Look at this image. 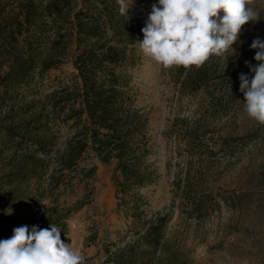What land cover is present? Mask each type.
I'll return each instance as SVG.
<instances>
[{
  "label": "rangeland",
  "instance_id": "obj_1",
  "mask_svg": "<svg viewBox=\"0 0 264 264\" xmlns=\"http://www.w3.org/2000/svg\"><path fill=\"white\" fill-rule=\"evenodd\" d=\"M27 1L0 0V195L2 176L24 127L54 137L52 168L57 165L55 154L86 123V114L79 112L82 82L72 55L79 46L70 36L61 37L83 0L66 5L72 14L64 22L39 11V55L45 58L58 42L59 52L48 68L37 67L22 85L4 78L13 56L26 49V35L34 31L23 21ZM48 1L37 0L43 6ZM89 1L93 16L102 22L95 50L113 46L125 52L118 64L103 62L98 76L109 84L116 74L120 115L138 112L141 126L132 145L141 152L148 181L117 197V160L105 164L88 148L71 169L59 172L61 202L81 204L61 239L84 255L86 264H113L108 250L127 244L137 253L145 251L149 264H264V126L244 113L239 91V74H250L244 62L257 63L250 45L257 37L264 39V0H256L261 20L244 26L234 55L213 56L203 64L213 73L194 92L181 85L190 68L165 69L139 51L142 28L158 0H128V15L122 16L135 23L133 42L118 41L109 28L106 12L121 16L117 0ZM91 45L92 40L86 42ZM23 148L31 150V142ZM64 185L68 188L62 189ZM30 208L28 203L16 204L8 212L23 226L30 223ZM161 218L158 241L146 238L148 226Z\"/></svg>",
  "mask_w": 264,
  "mask_h": 264
},
{
  "label": "trees",
  "instance_id": "obj_2",
  "mask_svg": "<svg viewBox=\"0 0 264 264\" xmlns=\"http://www.w3.org/2000/svg\"><path fill=\"white\" fill-rule=\"evenodd\" d=\"M71 0H49L44 6L37 0H28L23 10L24 23L34 31L26 35V49L13 56L12 63L5 72L4 78H11L14 83L22 85L30 78L31 73L37 68L46 69L50 66L53 56L59 52L58 42L54 41L52 50L43 58L39 55L38 47L43 33L39 24L38 13L41 9L51 20L71 16V11L66 5ZM63 4V5H62ZM106 5V4H105ZM93 4L89 0H83V6L74 14V20L62 36H70L77 42L79 50L72 55L75 67L82 82L79 94L82 96L79 112L86 114V123L83 132H78L69 140L64 149L55 155L57 165L52 167V151L56 143L53 136H39L32 134L29 130L20 134L17 142L15 156L11 161L9 170L2 176V191L0 195V240L10 238L13 229L22 226L16 223V217L8 212L9 207L16 204L28 203L31 208L27 210L30 223L29 228L38 225L40 228H48L51 223L58 225L61 229V237L68 231V219L81 206H70L61 202L59 191H61L63 180L61 174L82 157L84 152L91 148L98 158L105 164L117 160V197L127 194L128 188L135 184L144 185L148 181L147 170L141 168L142 155L139 149L132 144L134 132L141 126L138 112L120 115L118 112L117 98L120 90L116 86L117 77L113 73L109 84L101 81L98 76L100 65L107 61L118 64L125 56V52L109 46L106 50H95L96 43L101 38L102 22L100 18L94 17ZM107 20L109 28L118 41L126 39L134 41L136 30L134 21L128 22L124 16L112 15L109 11ZM29 29V30H31ZM21 32V30H19ZM61 33V28H59ZM14 35V32H13ZM93 41L91 48L86 46L87 41ZM66 52L67 50H62ZM213 70L203 65L190 68L181 81L182 88L188 92H194L201 86V82ZM21 127L25 126L22 122ZM28 134V135H27ZM30 141L31 150H25L23 143ZM145 147L142 148V153ZM47 180V183L45 182ZM64 185L62 189H67ZM49 199L48 203H44ZM121 201L124 196L119 198ZM163 218L148 226L145 237H152L156 242L161 233ZM156 247L153 245L151 248ZM107 259L113 264H149V257L143 253H137L134 246L127 244L115 250H108Z\"/></svg>",
  "mask_w": 264,
  "mask_h": 264
},
{
  "label": "clouds",
  "instance_id": "obj_3",
  "mask_svg": "<svg viewBox=\"0 0 264 264\" xmlns=\"http://www.w3.org/2000/svg\"><path fill=\"white\" fill-rule=\"evenodd\" d=\"M256 0H158L152 5L139 51L157 65L200 67L210 57L227 58L239 42L244 26L261 20ZM121 15H128V0H117ZM132 4V3H131ZM256 50L250 74H239L244 113L264 126V39L250 45ZM61 229L23 225L0 240V264H86V257L61 239Z\"/></svg>",
  "mask_w": 264,
  "mask_h": 264
}]
</instances>
